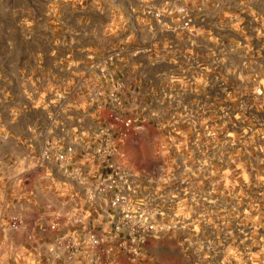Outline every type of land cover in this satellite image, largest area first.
<instances>
[{
    "label": "rangeland",
    "instance_id": "374dc122",
    "mask_svg": "<svg viewBox=\"0 0 264 264\" xmlns=\"http://www.w3.org/2000/svg\"><path fill=\"white\" fill-rule=\"evenodd\" d=\"M126 120L115 157L148 179L157 230L144 264H264V0H0V264H79L84 143ZM62 139L70 176L44 158Z\"/></svg>",
    "mask_w": 264,
    "mask_h": 264
},
{
    "label": "built area",
    "instance_id": "2783aa9c",
    "mask_svg": "<svg viewBox=\"0 0 264 264\" xmlns=\"http://www.w3.org/2000/svg\"><path fill=\"white\" fill-rule=\"evenodd\" d=\"M187 23V19L180 21L182 26ZM130 125L129 120L123 123L121 130L96 125L88 131L89 139L84 143V161H87L86 166L92 171V175L89 178H78L80 183L85 184L87 191L77 196L79 203L73 208V212L75 222L82 226L89 225V228L92 225L95 229L87 230V245L93 251L91 264H115L110 259L113 248L126 252L130 256V262L136 258L144 264L149 260L148 255L142 253L145 242L157 236L153 213L146 216L141 208L144 206L141 197L138 199L148 179L121 166L115 157L117 143ZM74 151L72 141L62 139L58 149H46L44 158L58 161L63 173L70 176L71 171L79 172L84 168L76 163L70 164ZM157 214L161 215L159 209ZM130 229L137 233L138 238H132L129 242L134 241V244L125 247L124 233L128 234ZM113 234L122 235L121 240L118 238V244L115 242L116 237L111 236Z\"/></svg>",
    "mask_w": 264,
    "mask_h": 264
},
{
    "label": "crops",
    "instance_id": "0c3cea01",
    "mask_svg": "<svg viewBox=\"0 0 264 264\" xmlns=\"http://www.w3.org/2000/svg\"><path fill=\"white\" fill-rule=\"evenodd\" d=\"M111 71H113V72H112V76H110V78L113 79V77H115L118 74H116V71L114 70V68ZM134 71H136V70H134ZM134 73H135V76H134ZM131 74H133V78H130ZM127 76H128V79L123 82L124 83V87H126V88L127 87L128 88H133L134 87V88H138L139 89L141 86H143V84H145L144 76L141 75L140 73L136 74V72H133V70H131L130 73L128 72ZM104 81H106V80H104ZM100 83H103V82L100 81ZM93 122L94 121H92V123ZM72 135H74V134H72ZM59 168L62 171V166H60ZM62 173H63V171H62ZM67 185L70 186L69 184H67ZM67 185H66L65 182H61V183L59 182L58 183V187L59 188L60 187H66ZM72 188L74 190L73 195L79 196L80 194H84V192L81 189L80 190L76 189L75 185H73ZM65 191H68V190H65ZM63 195H65V194H63ZM89 230L91 231V230H95V229H93V227L91 225ZM71 232L74 235L75 240H76V241H74V244H73L74 248H76L77 250H79L80 253H82V255H80L79 258L77 259V262L79 264H89V262H88V257L89 256L86 257L83 254V253H86V251L91 250L90 248L87 247L88 245L86 244V238H85V235L87 234L86 230L83 229V228L82 229H74V231H71ZM89 255H90V253H89ZM120 261H123V260H120ZM120 264H125V263H120Z\"/></svg>",
    "mask_w": 264,
    "mask_h": 264
}]
</instances>
